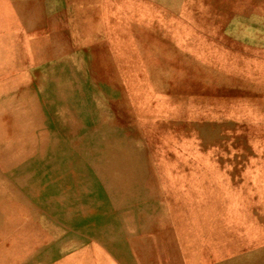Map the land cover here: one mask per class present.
<instances>
[{
  "label": "rangeland",
  "instance_id": "rangeland-1",
  "mask_svg": "<svg viewBox=\"0 0 264 264\" xmlns=\"http://www.w3.org/2000/svg\"><path fill=\"white\" fill-rule=\"evenodd\" d=\"M0 264H264V0H0Z\"/></svg>",
  "mask_w": 264,
  "mask_h": 264
}]
</instances>
